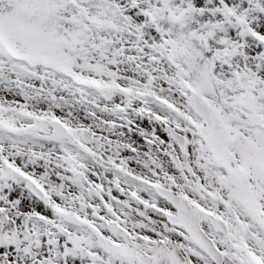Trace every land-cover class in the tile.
Returning a JSON list of instances; mask_svg holds the SVG:
<instances>
[{
	"label": "snow or ice",
	"instance_id": "6c2138e0",
	"mask_svg": "<svg viewBox=\"0 0 264 264\" xmlns=\"http://www.w3.org/2000/svg\"><path fill=\"white\" fill-rule=\"evenodd\" d=\"M0 264H264V0H0Z\"/></svg>",
	"mask_w": 264,
	"mask_h": 264
}]
</instances>
